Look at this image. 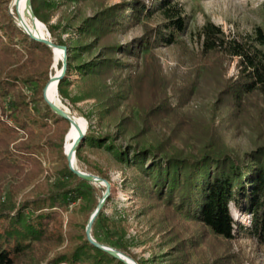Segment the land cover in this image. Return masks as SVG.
Masks as SVG:
<instances>
[{
	"label": "trees",
	"instance_id": "trees-1",
	"mask_svg": "<svg viewBox=\"0 0 264 264\" xmlns=\"http://www.w3.org/2000/svg\"><path fill=\"white\" fill-rule=\"evenodd\" d=\"M90 1L100 6V10L72 28L76 29L75 42L68 43L57 37L55 29L48 26L52 41L68 48V70L58 85L59 96L68 97L73 85L69 76L77 72L82 83L88 86L84 99L98 98L101 118L117 121V117L121 135L127 137L133 132L139 138L143 136L139 135L134 122L120 112L119 102L123 100L121 102L128 101L133 108L143 111L147 108V116L152 113L175 117L178 124L186 125L183 130L188 141L191 138L204 146L195 151L188 147L168 150L162 147L163 143L158 147L135 144L123 148L116 145L118 139L96 135L90 123L76 153L77 165L85 158L86 146L106 147L119 164L135 170L130 181L143 204L142 216H149L156 232L164 234L165 246H171L172 264H191V254L200 251L207 236L231 245L236 237L249 234L264 246V143L243 155L231 150L221 134L212 133L195 115L181 121L178 108L171 104L167 94L168 81L155 49L175 45L184 36L187 22L183 8L175 0H124L113 5H107V0H31V5L36 17L48 23V10L80 6ZM13 8L17 14L16 5ZM17 17H21V11ZM155 17L161 21L154 23ZM0 23L4 26V33L1 34L3 29L0 31V112L5 119L25 130L29 138L11 148L16 127L0 117V169H5L0 171V197L1 187L9 175L21 176L20 185L14 186L17 191L40 175L43 169L37 152L44 143L57 157L58 174L62 179L54 194L47 199L27 202L17 215L0 211V264H19L35 243L52 242L48 238L49 227L59 213L43 212L45 205L64 208L76 199H89L94 183L80 178L70 169L63 139L71 123L57 115L44 100V89L53 76V71L50 72L53 51L30 38L11 14L1 12ZM137 26L143 27L142 36L126 44L118 39ZM200 37L203 38L202 57L215 55L238 59V75L227 82L222 92L224 99L231 102L228 105L236 111H243L252 104L264 108V29L257 26L250 34L231 37L208 22ZM96 49L100 50L97 59L82 61L84 54ZM140 59L144 62V71L134 73L132 61ZM59 67L62 68L63 63ZM125 73L127 75L123 76ZM109 80H120L124 93L109 95ZM23 85L32 91L30 99ZM148 87L153 91L151 99L146 96ZM149 100L150 106L146 103ZM199 124L203 127H198ZM27 167L30 169L26 171ZM64 180L80 184L72 187ZM232 205L235 212L249 217V226L236 217ZM25 207L31 208V213H26ZM103 210L104 207L94 223L98 221L106 226ZM178 219L187 224L186 231L175 226ZM120 231L121 235L114 242L108 237L103 243L104 238L99 234L93 236L98 242L127 254V246L123 243L126 228L121 226ZM81 240L47 264H125L94 246L86 234ZM223 260L224 257L217 256L215 264H222Z\"/></svg>",
	"mask_w": 264,
	"mask_h": 264
},
{
	"label": "rangeland",
	"instance_id": "rangeland-1",
	"mask_svg": "<svg viewBox=\"0 0 264 264\" xmlns=\"http://www.w3.org/2000/svg\"><path fill=\"white\" fill-rule=\"evenodd\" d=\"M122 1L124 0H107V5ZM175 1L183 8L186 17L187 28L184 36L175 45L161 46L155 49L163 74L168 81L167 94L171 104L178 108L181 121L191 117L189 115H195V118L203 121L206 124L204 127H209L212 133L221 134L222 140L231 150H235L241 155L252 151L256 146L264 143V108L252 104L245 107L243 111H236L228 105L230 101L224 99L222 92L227 82L238 75V59L219 58L215 55L202 57L203 38L200 37V33L203 26L208 22L214 23L231 37H242L250 34L257 26L264 29V0ZM12 2L14 3L13 0H0V13L11 14ZM17 7H19L17 14L13 8L16 18L20 14L21 6L19 3H16ZM99 10L100 6L94 1H90L80 6L63 7L56 11L48 10L49 22H41L45 24L48 31V26L53 27L57 37L72 43L77 37L76 29L72 28L78 26L82 19L94 16ZM43 13L46 16V10H43ZM160 21L161 19L155 17L153 22L159 23ZM3 27L0 23V31ZM3 33L4 29L1 34ZM49 34L52 40L50 31ZM143 34V27L137 26L127 34H121L118 39L126 44L133 42ZM99 51L96 49L92 53L84 54L82 61L97 59ZM61 59L63 60V56ZM61 59L57 63L53 56L50 66V72L53 71V75L60 68ZM132 62L134 63V73L144 71L142 59ZM125 75L127 73L123 76ZM69 79L73 85L69 89L67 98L62 99L60 97L63 105L69 108L75 116L86 119L89 127L92 123V130L96 135L111 136L118 139L116 140L118 146L126 148L129 145L138 144L140 146L158 147L159 144L163 143L161 144L162 147L168 150L188 147L194 151L204 146V144L201 145L191 138L188 141L187 133L183 130L186 129V125L184 123L178 124L175 117L152 115V113H150L151 116H147V108L143 111L140 108L131 107L128 101L121 102L123 100H120V112L124 116H128L131 122L133 121L136 125L137 131H140L139 135H143L139 138L135 133L130 132V135L125 137L120 134L117 117V121L113 118H101L100 100L98 98L84 99L88 86L82 83L79 74L73 72ZM98 83L100 84L96 81V84ZM107 83L110 87L108 88L109 95L124 93L120 80H109ZM23 91L29 99L32 97V91L26 85H23ZM145 92L147 98L151 99L153 96L151 88H146ZM29 103L32 105L31 101ZM116 103L118 102L116 101ZM146 103L148 106L151 105L150 100ZM41 105L43 106V104ZM31 107L33 108V106ZM0 117L11 126L16 127L17 133L11 143V148L29 140L26 131L18 128L14 121L5 119L1 112ZM50 123L53 127L55 126L53 122L50 121ZM198 127H203V124H199ZM66 137L67 134L63 139L64 146ZM39 141L44 140L39 139ZM73 141L74 137H71L69 133L66 144L68 145ZM42 147L37 152L42 165V172L32 183L18 191L14 189V186L20 185L21 176L13 178L9 175L8 180L1 187L0 211H7L15 216L19 210L27 205V202L47 199L58 190V182L62 181L58 174V159L50 152L46 143L42 144ZM84 156V160L79 163L78 167L101 178L105 177L111 185L109 197L106 199L102 213L107 224L104 226L98 221L94 223L92 235L94 233L99 234L104 238L103 243H106L108 237H110L111 242H114L121 235L119 233L121 232L120 227L124 226L126 233L123 236V243L127 246L126 255L137 264H172L169 258L171 246H165L164 234L156 232L153 228V220L149 216H142L143 204L134 193L132 181H130L136 173L135 170L119 164L112 151L106 147L86 146ZM29 169L27 167L26 171ZM3 170L5 169H0V171ZM64 182L72 187H78L80 184L75 180H64ZM93 183L89 199H76L64 208H50L45 205L43 212L54 211L59 213L57 220L51 223L49 227L50 236L48 238L52 239V242L35 243L28 252L26 259L19 264H47L49 260L82 242L81 238L85 237L89 219L107 192L105 183ZM24 209L28 214L32 211L31 208L25 207ZM232 210L244 225H250L251 221L248 216L243 217L239 212H235L234 205H232ZM186 225L181 219L175 223L176 227L183 230H185ZM217 256L224 257L222 264H264V246L259 243L256 237L249 234L236 237L231 245L223 240L207 236L205 243L201 244L200 251L191 254V264H204L205 261L208 264H215Z\"/></svg>",
	"mask_w": 264,
	"mask_h": 264
},
{
	"label": "water",
	"instance_id": "water-1",
	"mask_svg": "<svg viewBox=\"0 0 264 264\" xmlns=\"http://www.w3.org/2000/svg\"><path fill=\"white\" fill-rule=\"evenodd\" d=\"M28 7L31 10V15L33 17L34 21H37L38 18L36 17L32 5H31V0H28ZM11 15L13 16V12L11 10ZM14 17V16H13ZM48 30V29H47ZM24 32L33 40H36L38 42H41L45 45H47L53 52H54V47H59L60 49L63 50V67H62V72L59 75H54V77H56L57 79V83H56V88H57V92H58V85L60 83V81L66 76L67 70H68V48L66 46H62V45H56L50 38V34L48 31L47 36L45 37H38L35 35L30 34L28 31L24 30ZM54 60H55V54H54ZM53 76L50 77L49 82L47 83L45 89H44V100L45 102L50 106V108L59 116L66 118L67 120L70 121L71 125L74 124V121L72 120V118L70 117V114H68V111H66L65 109L59 107L58 105H56L54 102L50 101L48 93L50 90V85H51V80H52ZM88 123H87V127L86 130L83 131L81 130L80 135L78 136V138L74 141V148L70 153H66V157L69 163V167L70 169L76 174L78 175L80 178L88 180L90 182H97V183H105L107 185V192L105 193L104 197L100 200L96 210L93 212L92 216L89 219V222L87 224V228H86V235L88 240L96 247L108 252L110 255H112L113 257L119 259L120 261L124 262L125 264H136L135 261H133L132 258H130L128 255H126L125 253H123L122 251H119L116 248L113 247H109L106 246L100 242H98L92 235V227L93 224L100 212V210L104 207V204L106 202V199L109 197V193H110V182L106 179H103L99 176L93 175L91 173L85 172L83 170H81L78 165H77V160H76V153L77 150L80 147L81 142L83 141L87 131H88ZM67 138V137H66Z\"/></svg>",
	"mask_w": 264,
	"mask_h": 264
},
{
	"label": "bare ground",
	"instance_id": "bare-ground-1",
	"mask_svg": "<svg viewBox=\"0 0 264 264\" xmlns=\"http://www.w3.org/2000/svg\"><path fill=\"white\" fill-rule=\"evenodd\" d=\"M13 1H14V3L13 2L11 3L12 12H13V7L16 5V3H19V5L21 6L20 7L21 17L16 18L15 14L13 12V16H14L13 18L15 19L17 25L20 28H22L23 30L29 31V33L32 35H35L38 37L47 36L48 30H47V27L45 26V24L42 23L39 19L37 21L33 20V17L31 15V10L28 7V2H27L28 0H13ZM17 12L19 13V7H17ZM53 53L55 54V60L58 63L63 56V50L60 49L59 47H54ZM61 72H62L61 68H58L54 75H56V74L59 75ZM54 75H53V78L51 80V85H50V90H49L48 96H49L50 101L54 102L59 107L65 109L66 111H68V114H70V117L74 121V124L71 125V128L67 134V138H68V135L70 133V136L74 137V141H75L78 138V136L80 135L81 130H83V131L86 130L88 122L84 118L75 116L69 110V108H67L66 106L63 105V103L60 100V96L57 92V88H56L57 79H56V77H54ZM67 138H66V142H67ZM74 141L68 143V145L65 142V154L70 153L73 150Z\"/></svg>",
	"mask_w": 264,
	"mask_h": 264
},
{
	"label": "built area",
	"instance_id": "built-area-1",
	"mask_svg": "<svg viewBox=\"0 0 264 264\" xmlns=\"http://www.w3.org/2000/svg\"><path fill=\"white\" fill-rule=\"evenodd\" d=\"M249 218V217H248Z\"/></svg>",
	"mask_w": 264,
	"mask_h": 264
}]
</instances>
